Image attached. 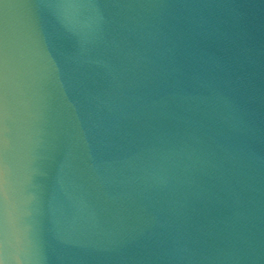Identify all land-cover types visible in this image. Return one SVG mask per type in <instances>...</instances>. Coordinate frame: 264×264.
<instances>
[{
    "label": "water",
    "instance_id": "obj_1",
    "mask_svg": "<svg viewBox=\"0 0 264 264\" xmlns=\"http://www.w3.org/2000/svg\"><path fill=\"white\" fill-rule=\"evenodd\" d=\"M0 264H264V0H0Z\"/></svg>",
    "mask_w": 264,
    "mask_h": 264
}]
</instances>
